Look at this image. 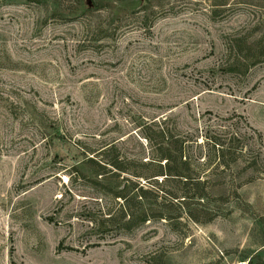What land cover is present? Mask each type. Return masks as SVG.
Listing matches in <instances>:
<instances>
[{
  "label": "rangeland",
  "instance_id": "rangeland-1",
  "mask_svg": "<svg viewBox=\"0 0 264 264\" xmlns=\"http://www.w3.org/2000/svg\"><path fill=\"white\" fill-rule=\"evenodd\" d=\"M0 264H264V0H0Z\"/></svg>",
  "mask_w": 264,
  "mask_h": 264
},
{
  "label": "trees",
  "instance_id": "trees-1",
  "mask_svg": "<svg viewBox=\"0 0 264 264\" xmlns=\"http://www.w3.org/2000/svg\"><path fill=\"white\" fill-rule=\"evenodd\" d=\"M159 134L161 136V140L163 141V143L162 144L161 143L158 144V147H156V153L158 154L156 156L157 159H155V161L151 162V164L157 163V165H158L157 168H158L159 172L157 173V175H155V176H153L151 178L161 177V176H166V177L173 176L171 174H177L175 176H178V177H185L186 175H184V174L182 175V173H180L181 171L178 172L177 168L176 167L174 168L173 165H172L173 164L172 152H173V150H175L174 143L177 146L176 147V151L179 154L182 151L181 144L178 141L173 142L171 140V137H170L169 133L166 132L164 129L160 130ZM168 136L170 138H168ZM215 146H219L218 153H220V158L223 159L225 152H227L229 150L228 147L226 148L225 146H223V144H217V143L215 144ZM180 156L182 158V154H180ZM181 158H180L181 161L180 160L179 161L181 162L183 168L186 169L187 168L186 165H188V163H187L186 160L184 162H182ZM163 162H164V165H162ZM174 164H175V162H174ZM112 166L114 167V169H116L118 171H121L122 173L129 174V172L126 171L127 169L121 167L117 163H114ZM126 180H127V182H129L128 179H126ZM140 191L143 192L145 195L148 194L147 192H144L143 189H140ZM120 194H118V193L116 194L115 193L113 196L116 199L124 200L125 205H121V208H120L121 211L120 212L122 213V218L124 220L127 219L126 225L128 227H132L136 223L144 224V223H147V222H149V221H151V220L156 218V216L153 215V214L149 215V214L142 213V212H140V213L134 212L133 213L131 211V208H130V202H131L132 199L129 198L128 193H127V195L126 194L124 195L123 193H120ZM157 217H159V216H157ZM108 219H110V221H111L113 219V217L110 216ZM161 219H165V218L161 217Z\"/></svg>",
  "mask_w": 264,
  "mask_h": 264
}]
</instances>
